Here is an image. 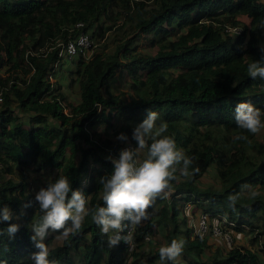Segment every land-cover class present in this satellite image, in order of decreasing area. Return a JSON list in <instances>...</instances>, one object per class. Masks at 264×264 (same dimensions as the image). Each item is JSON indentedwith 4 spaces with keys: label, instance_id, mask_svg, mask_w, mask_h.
Wrapping results in <instances>:
<instances>
[{
    "label": "trees",
    "instance_id": "trees-1",
    "mask_svg": "<svg viewBox=\"0 0 264 264\" xmlns=\"http://www.w3.org/2000/svg\"><path fill=\"white\" fill-rule=\"evenodd\" d=\"M77 22L98 47L87 58L78 56L69 71V87L77 86L73 103L49 77L57 72V44L78 34ZM236 26L239 35L226 31ZM140 43L148 50L138 49ZM262 57L264 0H0V208L13 213L10 222H0V264H33L31 228L42 215L34 182L42 187L67 176L90 208L103 206L97 181L113 171L106 157L135 147L133 127L148 110L159 114L157 124L167 123L177 148L195 157L189 171H199L176 173L173 190L133 226V249L123 241L109 247L89 215L61 243H54L60 232H49V259L162 264L159 248L183 239L182 254L163 264H264V129L253 135L234 119L242 101L264 113V80L247 73ZM119 69L126 70L130 98L111 90ZM120 133L127 142L117 139ZM237 134L248 140H235ZM242 185L259 195L242 192L233 210L228 196ZM189 201L210 220L246 232L248 244L204 259L208 236L192 235L180 215ZM8 223L20 226L12 238Z\"/></svg>",
    "mask_w": 264,
    "mask_h": 264
},
{
    "label": "clouds",
    "instance_id": "clouds-1",
    "mask_svg": "<svg viewBox=\"0 0 264 264\" xmlns=\"http://www.w3.org/2000/svg\"><path fill=\"white\" fill-rule=\"evenodd\" d=\"M247 73L252 79L264 80V57L249 63ZM262 116L264 113L250 102L242 101L235 105V122L248 133L255 135L264 129ZM158 120L159 114L148 110L146 117L133 127L131 138L135 141V147L122 148L118 157H106L111 161L113 171L99 177L97 181L102 186L100 198L104 202L103 206L90 208L85 193L79 188L74 189L71 181L63 175L35 192L34 201L42 215L33 222L31 228L30 239L37 249L31 254L33 264H56L49 259V248L45 243L49 232H60L62 238L67 240L81 230L89 215L100 228L101 234L107 235L109 247L117 246L121 241L129 250L135 247L132 226L147 220L148 210L156 199L165 197L173 190L171 182L177 179L176 173L190 177L199 171L198 167L189 171L195 157H189L178 149L174 137L166 135L167 123L160 121L157 124ZM117 139L127 142L128 136L120 133ZM234 139L247 141L248 137L237 134ZM245 191L250 192L251 198L259 195L248 185H242L241 192L228 196L230 208L235 210L241 193ZM31 205L32 201H29L24 206ZM12 219L13 213L7 205L0 208V222H10ZM19 227L17 223H8L7 236L14 237ZM185 244L183 239H173L170 244L161 246L158 251L162 264L165 261L175 262Z\"/></svg>",
    "mask_w": 264,
    "mask_h": 264
},
{
    "label": "rangeland",
    "instance_id": "rangeland-1",
    "mask_svg": "<svg viewBox=\"0 0 264 264\" xmlns=\"http://www.w3.org/2000/svg\"><path fill=\"white\" fill-rule=\"evenodd\" d=\"M241 20L243 22L248 23V21L245 18H241ZM93 42H94V44L91 47V49L88 51V53L86 54V58L89 57V55L94 50H96L98 47V45L95 43V39L93 40ZM58 44H61V42H59ZM138 49L144 50V51L148 50L147 46H145L143 43L139 44ZM77 57L78 56H76L75 58H71V59H67L65 57H62L61 60L59 61L60 63L62 62V64L59 66V64H58L59 62H57V64L54 67V69H57L56 75L55 76L50 75V77H49V81L51 84L55 85L56 82L61 84L62 90L67 95L68 100L70 102H73V103H75L76 98H77V94H76L77 86L74 85L73 89H72V87H69V79L68 78H69V71H72L75 68V62L77 60L76 59ZM66 60H71V61L73 60V61H72V63H70V62L65 63ZM111 84H112L111 90L115 94L124 93L126 98H130V96L133 93V90L129 86V81H128V77L126 74V70H124V69H119L116 72L114 79L111 82ZM65 112H67V109H65ZM100 128H102V127H99V129ZM37 182H40V181H37ZM34 183L32 184L33 185V191L34 190L37 191L40 188V186L38 184H34ZM29 188H30V186L28 185V189ZM181 212L182 213L180 215L186 218L187 225H188V227H190L192 229V235H194L193 227L195 230V225L197 224V219L203 215L202 210L198 209L196 207L195 203H193L192 201H189L186 205H184V207H182ZM228 229H229L230 236L232 239L231 248L233 247V245L236 247L239 245L240 246H243V245L246 246L248 244V236H247L246 232H244L243 234L242 233L240 234V233L236 232L235 230H231L230 227H228ZM207 236H208L209 247L206 249V254L204 255V259H206V257L210 256V255L217 256V254H219L218 252H220L221 254H224L229 249H231L230 246H228L227 243L222 238H215V237H212L209 235H207ZM155 237L158 238V235H156ZM61 241H62V237L54 239V243H61ZM77 263L81 264L79 261H77ZM181 264H183V263H181Z\"/></svg>",
    "mask_w": 264,
    "mask_h": 264
},
{
    "label": "built area",
    "instance_id": "built-area-1",
    "mask_svg": "<svg viewBox=\"0 0 264 264\" xmlns=\"http://www.w3.org/2000/svg\"><path fill=\"white\" fill-rule=\"evenodd\" d=\"M84 26L85 25L83 22H77L75 24V27L79 30L78 34L70 38L66 42H61V44H57V46L59 47L57 62H59L62 57H65L67 59H71L76 56L86 57V54L94 44L93 42L94 39L91 37L90 33L84 31ZM226 31L239 35L242 30L241 27L236 26V27H227ZM202 214L203 215L197 219L195 230L193 227L194 235L201 234V235H209L215 238H222L227 243L228 246H231L232 239L228 227H223L219 222L213 219L210 220L207 214L205 213ZM132 231H133V226H132Z\"/></svg>",
    "mask_w": 264,
    "mask_h": 264
}]
</instances>
